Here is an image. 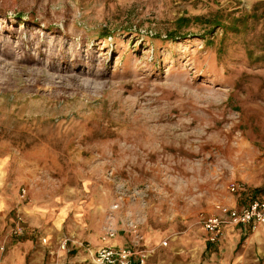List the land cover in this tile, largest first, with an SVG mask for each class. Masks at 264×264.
Returning a JSON list of instances; mask_svg holds the SVG:
<instances>
[{"label":"rangeland","instance_id":"374dc122","mask_svg":"<svg viewBox=\"0 0 264 264\" xmlns=\"http://www.w3.org/2000/svg\"><path fill=\"white\" fill-rule=\"evenodd\" d=\"M255 1L0 0V13L41 27H10L0 40V150L30 171L15 219L25 228L32 197L81 200L99 207L100 237L106 227L124 235L134 220L143 238L152 225L182 251L167 245L162 264H198L201 216L236 199L232 183L247 193L264 183V66L240 49L219 61L201 41L166 33L185 12L249 11ZM103 31L113 35L103 41Z\"/></svg>","mask_w":264,"mask_h":264},{"label":"crops","instance_id":"0c3cea01","mask_svg":"<svg viewBox=\"0 0 264 264\" xmlns=\"http://www.w3.org/2000/svg\"><path fill=\"white\" fill-rule=\"evenodd\" d=\"M3 155L0 150V264H86V249L95 250L100 246V209L93 203L61 198L47 201L41 197H32L31 202L22 208L26 222L24 235L7 239L15 222L19 182L23 174L29 175L30 171L28 168L15 166L13 160L5 159ZM263 184L255 188L262 187ZM240 190L234 194V201L215 204L208 215L218 214L217 206L241 209L247 205L251 201L248 190ZM182 224L186 228L193 225L190 219H185ZM150 227L152 225H148L142 244L144 249L151 251L147 264H162V250L167 245L170 250L174 251L176 248L174 249L173 243L165 241L169 239L168 231L163 233L155 229L151 232ZM174 227L173 224L172 228ZM203 232L204 230L200 231L201 236L205 235ZM186 233L189 235L190 230ZM65 238L81 243L84 248L69 243L67 250H60V243ZM43 239L45 244L41 242ZM111 244L126 245V237L120 233ZM57 248L59 254L55 258ZM179 250L177 248L174 252L171 251V255H178L182 252ZM198 264H264V227L226 226L223 240L216 245L208 244L205 235Z\"/></svg>","mask_w":264,"mask_h":264},{"label":"trees","instance_id":"16d2710c","mask_svg":"<svg viewBox=\"0 0 264 264\" xmlns=\"http://www.w3.org/2000/svg\"><path fill=\"white\" fill-rule=\"evenodd\" d=\"M205 1L220 6L224 0ZM3 22L6 23L0 32V40L3 38L11 39L13 33L9 29L10 27L13 29L28 27L35 33L41 29L39 23H35L33 19H25L22 16L9 18L4 12L0 13V24ZM58 32L60 31L55 28H45L46 35H51V37L59 34ZM112 35L111 32L103 31L100 38L105 41ZM166 39L171 42L177 39L183 41L199 40L204 48L211 49L216 54L219 61L224 58L227 59L233 51L240 49L249 64L264 66V0L255 1L249 11L236 8L226 10L218 7L202 15L191 16L185 12L174 21V28L166 33ZM2 45H5L6 48L10 47V43L3 42ZM42 46L43 44H39L35 50L38 55L44 57L45 53L41 50ZM63 55L66 57L67 64L64 66L68 68L67 50L64 51ZM60 58L58 57L57 65H60ZM248 194L251 200L258 198L264 194V184Z\"/></svg>","mask_w":264,"mask_h":264},{"label":"built area","instance_id":"2783aa9c","mask_svg":"<svg viewBox=\"0 0 264 264\" xmlns=\"http://www.w3.org/2000/svg\"><path fill=\"white\" fill-rule=\"evenodd\" d=\"M239 190L240 186L237 184L232 183L229 186L231 194H236ZM25 194L26 191L23 189L20 197L21 203L25 201ZM117 207L115 205L112 209L116 210ZM216 208L218 214L204 215L200 218V225L205 232L206 241L210 245H216L223 240L226 226L264 227V194L251 200L241 209L227 206H217ZM122 226L121 232L128 238L127 244L123 246L112 245L111 243L118 238L119 233L113 227H106L100 237V246L95 250L86 249V264H147L151 251L142 247L144 238L140 235L138 223L129 220ZM24 233L23 220L19 215L15 219L11 235L20 237ZM41 242L46 243L44 239ZM69 243L77 244L70 238H65L61 241L59 249L67 250ZM77 246L84 248L81 243Z\"/></svg>","mask_w":264,"mask_h":264}]
</instances>
